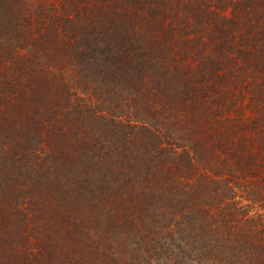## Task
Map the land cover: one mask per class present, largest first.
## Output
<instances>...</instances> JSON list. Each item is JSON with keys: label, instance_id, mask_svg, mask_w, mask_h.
Masks as SVG:
<instances>
[{"label": "trees", "instance_id": "1", "mask_svg": "<svg viewBox=\"0 0 264 264\" xmlns=\"http://www.w3.org/2000/svg\"><path fill=\"white\" fill-rule=\"evenodd\" d=\"M0 264H264V0H0Z\"/></svg>", "mask_w": 264, "mask_h": 264}]
</instances>
